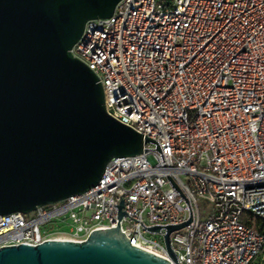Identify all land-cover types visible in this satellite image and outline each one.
<instances>
[{
    "label": "built area",
    "instance_id": "obj_1",
    "mask_svg": "<svg viewBox=\"0 0 264 264\" xmlns=\"http://www.w3.org/2000/svg\"><path fill=\"white\" fill-rule=\"evenodd\" d=\"M71 53L96 76L108 116L158 143L186 198L192 221L170 234L177 263L264 264V0H121L86 22ZM144 150L155 146L111 159L83 194L0 215V249L82 243L116 228L121 199L130 245L171 262L165 229L144 228L190 213L160 155ZM199 200L212 207L204 221Z\"/></svg>",
    "mask_w": 264,
    "mask_h": 264
},
{
    "label": "water",
    "instance_id": "obj_2",
    "mask_svg": "<svg viewBox=\"0 0 264 264\" xmlns=\"http://www.w3.org/2000/svg\"><path fill=\"white\" fill-rule=\"evenodd\" d=\"M120 1L0 0V215L83 194L111 159L139 155L147 143L155 150L144 153L159 154L165 169L158 143L108 116L96 76L71 53L86 22L110 18ZM114 207L116 228L95 229L82 243L4 247L0 264H178L170 234L192 221L189 206L180 225L142 226L165 229L171 262L131 246L119 225L123 200Z\"/></svg>",
    "mask_w": 264,
    "mask_h": 264
},
{
    "label": "rangeland",
    "instance_id": "obj_3",
    "mask_svg": "<svg viewBox=\"0 0 264 264\" xmlns=\"http://www.w3.org/2000/svg\"><path fill=\"white\" fill-rule=\"evenodd\" d=\"M168 1H171V0H168ZM198 207H199V212H200V220L204 221L209 215L212 207L205 200H199ZM144 237L151 241H156V242H159L161 240V238L158 235H152L150 233H144Z\"/></svg>",
    "mask_w": 264,
    "mask_h": 264
},
{
    "label": "trees",
    "instance_id": "obj_4",
    "mask_svg": "<svg viewBox=\"0 0 264 264\" xmlns=\"http://www.w3.org/2000/svg\"><path fill=\"white\" fill-rule=\"evenodd\" d=\"M260 227L264 230V224L263 223H259Z\"/></svg>",
    "mask_w": 264,
    "mask_h": 264
}]
</instances>
